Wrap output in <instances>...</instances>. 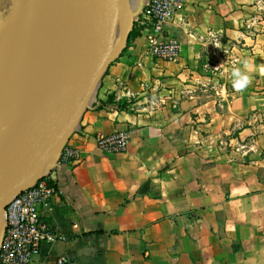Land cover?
I'll return each instance as SVG.
<instances>
[{"label": "crops", "instance_id": "0c3cea01", "mask_svg": "<svg viewBox=\"0 0 264 264\" xmlns=\"http://www.w3.org/2000/svg\"><path fill=\"white\" fill-rule=\"evenodd\" d=\"M147 2L116 0L106 68L47 153L48 168L66 139L80 157L60 166L44 212L59 238L29 264H264L262 0H184L170 62L148 52ZM245 60L238 92L231 71ZM121 129L126 152L97 147Z\"/></svg>", "mask_w": 264, "mask_h": 264}, {"label": "water", "instance_id": "95a60500", "mask_svg": "<svg viewBox=\"0 0 264 264\" xmlns=\"http://www.w3.org/2000/svg\"><path fill=\"white\" fill-rule=\"evenodd\" d=\"M116 0H79L65 50L33 101L0 115V211L41 179L46 156L84 107L108 62ZM66 143V139L62 144Z\"/></svg>", "mask_w": 264, "mask_h": 264}, {"label": "built area", "instance_id": "2783aa9c", "mask_svg": "<svg viewBox=\"0 0 264 264\" xmlns=\"http://www.w3.org/2000/svg\"><path fill=\"white\" fill-rule=\"evenodd\" d=\"M184 0H148L138 24L147 33L148 52L156 58L175 61L180 53L178 39L166 35ZM130 130L121 129L96 135L97 147L105 153L117 154L128 150ZM80 157L77 147L67 141L54 164L41 179L13 197L5 207L6 225L0 244V264H29L41 252L44 242L59 238L44 218L52 210L51 199L59 192V168L75 163ZM64 258L59 259L63 264Z\"/></svg>", "mask_w": 264, "mask_h": 264}, {"label": "bare ground", "instance_id": "6f19581e", "mask_svg": "<svg viewBox=\"0 0 264 264\" xmlns=\"http://www.w3.org/2000/svg\"><path fill=\"white\" fill-rule=\"evenodd\" d=\"M78 7L79 0H23L16 18L4 33L8 35L0 47V115L36 97L41 85L58 63L59 58L55 56L58 48L63 52L68 44ZM20 35L32 46L28 45L20 53L24 64L16 80L10 83L7 50L10 43ZM5 225L6 215L2 209L0 244Z\"/></svg>", "mask_w": 264, "mask_h": 264}, {"label": "rangeland", "instance_id": "374dc122", "mask_svg": "<svg viewBox=\"0 0 264 264\" xmlns=\"http://www.w3.org/2000/svg\"><path fill=\"white\" fill-rule=\"evenodd\" d=\"M0 1L2 2V3L0 2V47H1V43L4 41V39L8 35V33L6 35L4 33L7 31L10 24L16 18L23 0H0ZM261 4L263 5V7L260 10L261 17L259 19L260 21H263V22H261L260 25H258L260 31L264 30V0H262ZM28 45L32 46V44L26 43L23 35H20L19 38L16 37L10 43L8 50H7L9 54V64L8 62L7 64H8L9 73H10V80L8 82L10 83L13 82L14 80H16L15 79L16 76L20 74V69L22 65L24 64L23 63L24 60H22L20 53L22 51H25ZM19 64L20 66L18 67Z\"/></svg>", "mask_w": 264, "mask_h": 264}, {"label": "clouds", "instance_id": "9594fccd", "mask_svg": "<svg viewBox=\"0 0 264 264\" xmlns=\"http://www.w3.org/2000/svg\"><path fill=\"white\" fill-rule=\"evenodd\" d=\"M250 63L243 61V69L240 67H233L231 71L232 86L235 91H243L251 83L250 80Z\"/></svg>", "mask_w": 264, "mask_h": 264}, {"label": "trees", "instance_id": "16d2710c", "mask_svg": "<svg viewBox=\"0 0 264 264\" xmlns=\"http://www.w3.org/2000/svg\"><path fill=\"white\" fill-rule=\"evenodd\" d=\"M137 34H138L137 29H133V30L131 31L130 35H129V40H130L131 38H134L135 36H137ZM112 101H113V96H110L109 99H108V102H112ZM119 107H120V108H125V107H126V104H120Z\"/></svg>", "mask_w": 264, "mask_h": 264}]
</instances>
